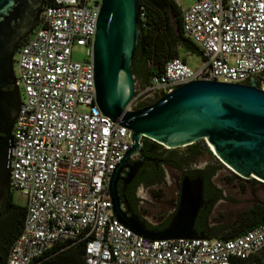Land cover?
Wrapping results in <instances>:
<instances>
[{
	"label": "built area",
	"instance_id": "built-area-1",
	"mask_svg": "<svg viewBox=\"0 0 264 264\" xmlns=\"http://www.w3.org/2000/svg\"><path fill=\"white\" fill-rule=\"evenodd\" d=\"M169 1L179 8L181 0ZM99 9L100 0H52L15 52L20 103L9 191L23 195L25 216L6 264H37L55 245L78 243L85 264H230L259 253L264 220L231 240L150 241L113 218L107 186L131 143L129 131L95 104L92 45ZM179 10L182 35L197 46L199 63L168 60L135 91L127 110L192 81L264 83V0H193ZM73 46L84 48L82 61L71 59Z\"/></svg>",
	"mask_w": 264,
	"mask_h": 264
},
{
	"label": "water",
	"instance_id": "water-1",
	"mask_svg": "<svg viewBox=\"0 0 264 264\" xmlns=\"http://www.w3.org/2000/svg\"><path fill=\"white\" fill-rule=\"evenodd\" d=\"M144 1L166 14L164 0H100L92 45L95 104L103 116L129 131L131 143L107 186L113 218L150 241L207 239L194 229L203 205L201 177H182L177 208L160 230L149 229L123 208L117 181L124 170H128L126 183L135 176L138 166L128 167L127 161L141 156L146 139L166 150L204 141L232 174L264 184V90L258 87V78L236 84L192 81L148 105L127 110L135 95L130 66L136 51L138 57L144 52L140 14ZM42 7L43 0H0V210L9 191L11 131L20 103L13 56L35 28Z\"/></svg>",
	"mask_w": 264,
	"mask_h": 264
},
{
	"label": "trees",
	"instance_id": "trees-1",
	"mask_svg": "<svg viewBox=\"0 0 264 264\" xmlns=\"http://www.w3.org/2000/svg\"><path fill=\"white\" fill-rule=\"evenodd\" d=\"M167 5L166 14L163 15L147 1L141 4V21L143 26V54L141 55L142 64L146 69L147 83L150 77L160 75L163 71L164 64L172 58H180L179 55L199 56V50L195 44L186 39L181 31L180 10L169 0H164ZM52 5V0H43V6ZM174 22V25L173 23ZM139 50L136 51L138 56ZM186 61L184 58H180ZM259 88L264 87V83L258 80ZM146 103H139L135 109L145 106ZM204 146V145H203ZM154 147L160 149L168 155L180 154L186 164L195 163L203 155L202 146L195 142L185 147L182 151L166 150L163 147L148 141L142 140L143 154H150ZM205 147V146H204ZM207 149V147H205ZM208 153L211 152L208 150ZM214 158V156H212ZM215 159V158H214ZM210 165L211 174L217 173L221 164ZM175 162H168L167 165L175 167ZM202 174V170H199ZM227 179L229 183L232 178H237L234 174ZM254 183L261 184L254 179ZM263 185V184H262ZM264 186V185H263ZM11 191H8L2 209L0 211V264H6V258L9 249L16 238L19 236L25 216V207L14 204L11 201ZM264 220V199L263 206H254L253 208L242 212L237 222L231 226H207L205 223L195 224L194 229L197 234L213 240H231L245 232L257 227ZM168 219L163 224L150 225L146 223L149 229H163ZM37 264H85L83 258V244L78 243L70 247L55 245L52 247L45 259H40ZM230 264H264V248L257 254L246 259L233 258Z\"/></svg>",
	"mask_w": 264,
	"mask_h": 264
},
{
	"label": "flooded vegetation",
	"instance_id": "flooded-vegetation-1",
	"mask_svg": "<svg viewBox=\"0 0 264 264\" xmlns=\"http://www.w3.org/2000/svg\"><path fill=\"white\" fill-rule=\"evenodd\" d=\"M131 74L135 82V91L142 90L147 85V74L144 65L142 64L141 56H134L130 66ZM150 154L135 156L127 161V166H138L135 176L125 182L128 170H124L120 174V179L117 181L121 202L124 203L123 208H128L131 213L139 216V206L142 199L139 195V190H145L149 193H156L158 202L161 203L162 213L158 216V224H163L175 212L179 201V187L183 176L191 178L201 177L203 182V205L200 208L194 222L195 224L205 223L207 226H231L235 224L239 215L254 206H263L262 201H255L249 208L240 209L232 213L228 209L220 207V203H225L224 191L222 183L227 184V179L232 175L211 174L210 164L205 162L201 164L199 161L191 164H186L181 155H168L156 147ZM168 162H175V167L167 165ZM202 170V174L199 173ZM216 178V183L212 181ZM238 178V177H237ZM174 183L176 192L170 198H163L162 189L168 184ZM2 209V208H1ZM1 211V210H0Z\"/></svg>",
	"mask_w": 264,
	"mask_h": 264
},
{
	"label": "rangeland",
	"instance_id": "rangeland-1",
	"mask_svg": "<svg viewBox=\"0 0 264 264\" xmlns=\"http://www.w3.org/2000/svg\"><path fill=\"white\" fill-rule=\"evenodd\" d=\"M193 3V0H181L179 2V8L184 10L189 7ZM174 25V22H172ZM15 53L13 56V71L15 73L14 61H15ZM180 58H184L186 63L190 67H194L199 63V59L197 55H186L181 53L179 55ZM84 58V48L73 46L71 49V59L73 61L80 62ZM260 89L264 90V87ZM198 143L202 146L203 155L198 159L201 164L207 162L210 165H217V161L212 157L213 154L210 149L206 146L204 141H198ZM207 147V149L204 147ZM184 148L177 149V151H182ZM210 151L208 153L207 151ZM221 164V163H220ZM219 175L229 176L231 172L221 164L220 169L218 171ZM232 181L227 184L222 183V189L224 191L225 203L219 204L220 207L228 209L230 212L235 213L240 209L249 208L255 203V201H262L264 199V184H257L252 181V178L248 180H242L240 178H232ZM212 181L216 183V178H213ZM218 184V183H216ZM176 192V186L174 183L168 184L163 187L162 195L163 198H170ZM139 195L142 199V202L139 206L138 214L142 218V220L152 226L158 223V216L162 213L161 203L158 202L156 193H149L145 190H139ZM11 201L19 206H23L25 203V199L23 195L19 191H12L11 193Z\"/></svg>",
	"mask_w": 264,
	"mask_h": 264
},
{
	"label": "bare ground",
	"instance_id": "bare-ground-1",
	"mask_svg": "<svg viewBox=\"0 0 264 264\" xmlns=\"http://www.w3.org/2000/svg\"><path fill=\"white\" fill-rule=\"evenodd\" d=\"M211 152H213V148L210 145H207Z\"/></svg>",
	"mask_w": 264,
	"mask_h": 264
}]
</instances>
